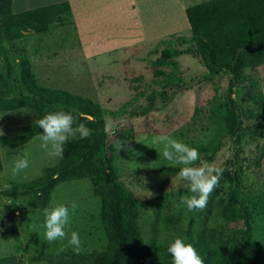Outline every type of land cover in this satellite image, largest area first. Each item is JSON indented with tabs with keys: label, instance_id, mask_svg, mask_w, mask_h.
<instances>
[{
	"label": "rangeland",
	"instance_id": "obj_1",
	"mask_svg": "<svg viewBox=\"0 0 264 264\" xmlns=\"http://www.w3.org/2000/svg\"><path fill=\"white\" fill-rule=\"evenodd\" d=\"M206 1L209 0L151 1L159 5L164 2L163 11L158 17L152 18L150 15L146 27L136 20L133 25H127L129 35L124 40H128V43L118 44L116 50L114 43L113 48H110L111 44L101 41L88 44V40L78 35L76 23L57 27L45 35H35L27 48V56L41 85L90 99L108 113L117 114L115 118L109 114L106 117L112 119L117 129L116 134L108 138L107 150L109 155L117 158L124 184L138 196L147 237L150 236L159 198L166 196L171 214L170 240L182 238L192 245L197 236L207 229L223 231L229 237L244 232L246 215L242 201L264 188V138L254 136L251 131L244 133L239 145L229 138L225 139V147L214 161L203 160L200 163H215L223 169L230 168L227 163L229 159H234L239 147L243 149L239 183L229 181L222 173L203 210L187 212L179 207L180 197L188 195L185 183L177 178L178 171L173 176L158 171L168 166V162L154 149L161 147L153 143L156 137L167 135L189 146L204 143L217 126L215 114L228 110L221 105L226 104L230 83L235 79L230 73L211 77L201 61L192 55L177 59L179 75L174 78L167 74L170 69H157L151 64L160 55L153 52L160 41L171 35L190 36L186 9ZM173 5L174 12L171 8ZM96 29L99 33L96 40H105L108 31L114 30V23L110 27L102 24ZM159 49L162 50L163 46ZM14 62L19 64L17 58ZM238 77H244L246 81L235 85L232 99L244 110V107L252 105L250 98L256 91L264 93V68L246 70ZM153 92L156 96L152 105L154 108L145 114L150 107L148 97ZM141 93H145L144 96ZM37 118L36 112L28 108L0 113V130H3V136L11 137L19 127L30 125ZM78 140L79 136L70 138L68 142ZM122 143L126 144V148L118 150L117 145ZM40 144L41 141L35 138L16 149L0 145V264H30V259L43 250L44 243L48 244L46 253L55 257L73 251L72 247L63 248L60 242L50 244L44 239L41 211H34L27 221H20V238L15 239L5 233L8 225L6 206L16 203L2 196L3 191L9 190L5 185L12 187L35 180L46 168L59 163V159L49 157ZM20 150L28 153L29 167L13 177L12 162ZM173 168L176 170V167ZM26 203L27 199L18 202L23 208ZM72 203L77 208L71 217L70 229L66 231L69 236L72 231L79 234L82 251L100 250L102 202L93 194L89 180H76L57 186L49 207L55 204L70 206ZM208 207L213 208L212 216L206 212ZM253 228L255 235L259 236L260 226L254 224ZM36 264L49 263L42 261Z\"/></svg>",
	"mask_w": 264,
	"mask_h": 264
},
{
	"label": "trees",
	"instance_id": "obj_2",
	"mask_svg": "<svg viewBox=\"0 0 264 264\" xmlns=\"http://www.w3.org/2000/svg\"><path fill=\"white\" fill-rule=\"evenodd\" d=\"M190 24V36L175 37L159 42L153 50L160 54L151 64L157 69H170L168 76L178 77L177 59L183 55L197 57L215 77L223 73L235 76L230 83L226 104L227 112L215 114L217 126L207 141L193 144L198 149L200 161L212 162L225 147V139L239 145L246 131L264 138V93L251 96L252 105H237L232 99L234 87L246 81L238 75L246 70L264 68V0H209L186 9ZM74 24L69 2L57 3L19 13L13 10V0H0V113H9L24 108L36 112L41 118L47 112H70L91 130L87 139L67 142L63 146V158L58 165L46 168L43 174L27 183L15 184L2 196L13 200L6 206L7 227L5 233L20 238V221H27L30 213L48 208L52 194L63 183L87 179L93 194L101 199L100 234L102 248L92 252L69 251L60 256L43 250L30 259V264L45 261L49 264H172L167 253L170 240L171 214L166 196H160L147 237L142 224L143 210L138 196L122 181L121 168L116 157L109 155V135L103 131L107 112L90 99L72 95L63 90L41 85L36 78L32 63L27 56L28 45L35 35H45L57 27ZM163 46V49H159ZM19 60L15 64L14 59ZM145 93H141L144 96ZM154 107L156 96L149 97ZM83 113L84 117L80 114ZM87 117H92L90 121ZM37 118V119H38ZM248 123L251 125H248ZM42 129L34 123L19 127L14 136H1L0 145L16 149L35 139ZM236 145V146H237ZM238 148L234 159L227 163L225 177L239 183L243 164ZM257 165L260 167V161ZM170 166L158 171L170 176L176 174ZM27 199L23 208L18 202ZM246 215V230L238 236L229 237L223 231L207 229L198 235L194 248L204 264H264V188L242 201ZM208 215L213 208L208 207ZM254 224L260 226V235H255Z\"/></svg>",
	"mask_w": 264,
	"mask_h": 264
},
{
	"label": "clouds",
	"instance_id": "obj_3",
	"mask_svg": "<svg viewBox=\"0 0 264 264\" xmlns=\"http://www.w3.org/2000/svg\"><path fill=\"white\" fill-rule=\"evenodd\" d=\"M84 117V114H80ZM90 121L92 117H87ZM34 124L42 129V133L36 137L41 141L40 147L46 151L49 157L63 158V146L70 138L87 139L92 133L83 123H78L76 117L70 112L54 111L47 112L41 118L35 120ZM104 133L109 136L116 134V127L112 119L106 118ZM0 130V136H3ZM153 143L161 147L154 148L159 156L168 162V166H179L177 178L185 183L188 195L180 197L179 207L185 208L187 212L203 210L207 206L210 194L219 184L224 169L215 163H198L200 153L197 148L191 147L179 140L163 135L154 139ZM118 150L126 148V144H118ZM29 167L28 153L20 150L12 162L11 172L13 177L18 176ZM10 189L11 185H5ZM77 205L55 204L43 210L44 239L52 244L60 242L63 248L72 247L73 251H82L79 234L72 231L70 236L66 229H70L71 217L75 214ZM67 241L64 244V241ZM167 253L172 258V264H204L194 246L185 243L182 238H175L167 246Z\"/></svg>",
	"mask_w": 264,
	"mask_h": 264
},
{
	"label": "crops",
	"instance_id": "obj_4",
	"mask_svg": "<svg viewBox=\"0 0 264 264\" xmlns=\"http://www.w3.org/2000/svg\"><path fill=\"white\" fill-rule=\"evenodd\" d=\"M151 1L153 0H13V10L15 13H19L57 3L69 2L72 7L73 22L74 24L76 23L78 35L83 40H88L90 42L88 44L101 41L111 44L110 48L114 47V50H116L118 44L127 45L128 43V40H124L125 36L129 35L126 32L127 25H133L136 20V22L143 23L146 27L150 22V15L152 18L158 17L159 13H161L160 11H163L164 2L159 5ZM171 8L172 12H174V5ZM104 21L105 23H103ZM113 23L114 30L108 31L109 33L104 37L105 40H102V38L96 40V36L99 34L96 26L104 24L105 27H110ZM129 29L132 28L129 27ZM110 48H104V50Z\"/></svg>",
	"mask_w": 264,
	"mask_h": 264
}]
</instances>
